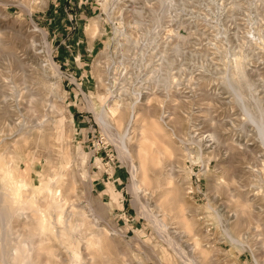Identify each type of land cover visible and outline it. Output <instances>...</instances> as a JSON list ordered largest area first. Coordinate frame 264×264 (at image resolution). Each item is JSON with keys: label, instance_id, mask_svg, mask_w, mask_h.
<instances>
[{"label": "rangeland", "instance_id": "374dc122", "mask_svg": "<svg viewBox=\"0 0 264 264\" xmlns=\"http://www.w3.org/2000/svg\"><path fill=\"white\" fill-rule=\"evenodd\" d=\"M232 84L264 110V0H0V153L53 184L0 212V264H264V145ZM61 208L75 239L40 233Z\"/></svg>", "mask_w": 264, "mask_h": 264}, {"label": "bare ground", "instance_id": "6f19581e", "mask_svg": "<svg viewBox=\"0 0 264 264\" xmlns=\"http://www.w3.org/2000/svg\"><path fill=\"white\" fill-rule=\"evenodd\" d=\"M255 30H257V29H255ZM254 31V30H253ZM259 33V32H258ZM253 35V34H252ZM255 38V37H254ZM261 38V37H260ZM176 48V47H175ZM179 48V47H178ZM180 50V49H179ZM242 61H243V59L241 60H238V62H240V63H242ZM51 62H52V65L55 67V65H54V63H53V61L51 60ZM55 68H57V67H55ZM231 78V77H230ZM233 79V78H232ZM232 79H231V81H232ZM241 79V78H240ZM245 79V78H244ZM230 80V79H229ZM242 81V80H241ZM237 82V81H236ZM232 83V82H231ZM230 84V83H229ZM235 84V83H234ZM234 84H232L231 85V87H232V90H234L235 91V93H236V95H237V97H238V101H239V103L241 104V106L243 107V109H244V115L247 113V115L246 116H248V118L250 119V121L253 123V125L255 124L256 125V127H257V129H258V131L257 132H259V137H260V141L262 142V145H264V110H263V107L261 106V104L258 102V103H255V106H256V108H254V110L252 109V108H250L249 106H248V104L245 102V101H247V100H245V97H244V93H243V91H242V89H241V87L240 86H237V85H234ZM239 85H241V83L239 84ZM247 85H249L248 83H246V86ZM249 88H250V86H248ZM243 88V87H242ZM254 88V87H253ZM134 89V88H133ZM251 89V88H250ZM245 91V90H244ZM250 91V90H249ZM245 96H246V94H245ZM247 99V98H246ZM253 100V99H252ZM254 101V100H253ZM239 104V105H240ZM136 105V104H135ZM122 107V106H121ZM132 106H130V108H131ZM240 107V106H239ZM114 109V108H113ZM242 109V110H243ZM115 110V109H114ZM129 110H131V109H129ZM132 112V111H131ZM246 112V113H245ZM113 115H114V121H115V123H116V125L120 128V127H122L123 125H132L131 124V122H133L132 121V115L130 116V114H129V112L127 111V110H123L122 112H120L119 110H115L113 113H112ZM133 114V113H132ZM248 119V120H249ZM111 122H112V120H111ZM129 126V127H130ZM120 131V130H119ZM118 135V138H119V142H120V145L122 146V147H125L124 146V139H125V134H123V132H118L117 133ZM195 136V135H194ZM214 137V136H213ZM121 147V148H122ZM132 157V156H131ZM69 161V160H68ZM71 163V162H70ZM137 168V167H136ZM138 169V168H137ZM139 170V169H138ZM137 170V172H136V174L139 172ZM139 174V173H138ZM38 175V174H37ZM43 175V174H42ZM42 175H40L41 176V180H40V189H39V191H37L36 190V184H31V183H29L27 180H26V178L24 177V176H22L21 174H20V166H19V164H15V162L12 160V158L11 157H9V158H7V156H5L4 155V153H0V180L1 181H4V186L0 189V212L4 209V210H6L7 212H8V214L10 215V217H13V216H15V215H20L19 213H21L22 211H24V210H26V207L27 206H36L35 204L36 203H32V202H29V200H28V202L29 203H27V205L25 204V200H24V195L22 194V188H24V187H29L30 189L31 188H34L35 189V192H36V194H39V192L42 190L41 188H45V189H47V190H51L52 189V186H53V184H51L52 182L50 181V180H45V178H43V176ZM73 176V175H72ZM45 177V176H44ZM73 179H75V178H73ZM74 182V181H73ZM55 184H57V183H55ZM139 186V185H138ZM29 191V190H28ZM52 194V193H51ZM54 197H55V195H54ZM32 198V197H31ZM30 198V199H31ZM56 198V197H55ZM54 198V199H55ZM53 201H55V200H53ZM59 205V204H58ZM61 206H62V204H61ZM39 208H40V205L38 206ZM63 207H65V206H63ZM41 210V209H40ZM39 210V211H40ZM65 210V209H64ZM52 211L54 212V210L52 209ZM49 210H41L40 211V214H41V220L39 221V227H40V229H41V231H40V233L42 232V233H47V232H49V231H51L50 229H51V226L52 225H54V224H64L65 225V228L64 229H66L67 230V233H68V235H69V237L72 239H75L76 237H75V235H76V233H78V231H79V229H80V227L81 226H83V225H81V224H78L77 222H79V221H73V216H74V214H75V212H74V214L72 213V215L73 216H69L67 219L64 217V212L62 211V208L61 209H58V211H57V213H58V216H57V219H56V221L54 220H52V218L50 217V215H49ZM72 212V211H71ZM23 213V212H22ZM68 213V212H67ZM70 213V212H69ZM82 214V213H81ZM8 215V216H9ZM54 216H56V215H54ZM65 216H67V215H65ZM76 216V215H75ZM78 216V215H77ZM84 216V215H83ZM217 218V217H216ZM221 218V217H220ZM220 218H218V219H220ZM10 219V218H9ZM14 219V218H13ZM55 219V218H54ZM218 219H217V221H218ZM222 219V218H221ZM224 219V218H223ZM2 220V219H1ZM161 221H162V219H161ZM220 221H222V220H220ZM3 222V221H2ZM1 222V223H2ZM222 223V222H221ZM221 223H219V224H221ZM8 224V223H7ZM162 225H164L163 223H161ZM224 224V223H223ZM86 225V224H85ZM222 225V224H221ZM7 227H8V225H6ZM226 226V225H225ZM3 228H4V226H3ZM5 229H6V227H5ZM223 229V228H222ZM226 229V228H225ZM224 229V230H225ZM3 230V229H2ZM9 230V229H8ZM7 230V231H8ZM223 230V231H224ZM228 230V229H227ZM226 230V231H227ZM62 232V231H61ZM232 232H233V230H232ZM50 233V232H49ZM224 233H228V236H229V238H231V236H230V234H229V232H224ZM29 234V233H28ZM36 234H38V232L36 233ZM225 234V235H226ZM40 235V234H39ZM62 235V234H61ZM168 236V235H167ZM64 237H66V236H64ZM56 238V237H55ZM61 238V237H60ZM240 239V238H239ZM6 240V239H5ZM68 240V239H67ZM0 241H1V233H0ZM3 241V240H2ZM36 241V240H35ZM77 241V240H76ZM231 241H233V239L231 240ZM238 241V240H237ZM26 242H27V240H26ZM34 242V241H33ZM73 242H74V240H73ZM24 244H25V242H23ZM69 243V242H68ZM67 243V244H68ZM72 243V242H71ZM232 243V242H231ZM235 243V242H234ZM241 243V242H240ZM28 244H30V243H28ZM35 244V243H34ZM34 244H33V247H34ZM64 244V243H63ZM21 245H22V243H21ZM20 245V246H21ZM72 245H74L73 243H72ZM237 245H242V244H237ZM26 245H24V247H25ZM31 246V245H30ZM77 246V245H76ZM178 246V245H177ZM180 246V245H179ZM178 246V247H179ZM1 247H3V246H1ZM32 247V246H31ZM74 247V246H73ZM78 247V246H77ZM20 248V247H19ZM18 248V249H19ZM26 249L28 248L27 246L25 247ZM1 249V248H0ZM2 249H4V248H2ZM26 249H25V251H26ZM21 250V249H20ZM19 250V251H20ZM2 251V250H1ZM37 251V250H36ZM72 251V250H71ZM16 252V251H15ZM76 253V252H75ZM74 253V254H75ZM19 254V253H18ZM22 254V253H21ZM29 254H30V252H29ZM29 254H28V256H29ZM73 254V255H74ZM24 255H26V253L24 254ZM31 257H32V254L30 255ZM2 257V256H1ZM15 257H19V255L17 256V254H16V256ZM30 257V258H31ZM74 257V256H73ZM4 258V257H3ZM183 258V257H182ZM2 259V258H1ZM27 259V258H26ZM186 260H187V258H185ZM13 260H15L14 258H13ZM31 260H32V258H31ZM75 260V259H74ZM188 261V260H187ZM186 261V262H187ZM4 262V261H3ZM5 262H7V261H5ZM13 262V261H12ZM11 262V263H12ZM18 262V261H17ZM20 262V261H19ZM77 262V261H76ZM184 262V261H183ZM14 263H15V261H14ZM13 263V264H14ZM23 263H24V261H23ZM22 263V264H23ZM26 263V262H25ZM34 263V262H33ZM36 263V262H35ZM190 263V262H189ZM4 264H6V263H4Z\"/></svg>", "mask_w": 264, "mask_h": 264}]
</instances>
